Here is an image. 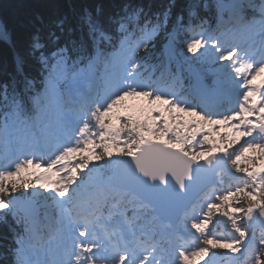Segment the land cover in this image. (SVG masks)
<instances>
[{
	"label": "snow or ice",
	"instance_id": "snow-or-ice-1",
	"mask_svg": "<svg viewBox=\"0 0 264 264\" xmlns=\"http://www.w3.org/2000/svg\"><path fill=\"white\" fill-rule=\"evenodd\" d=\"M176 8L0 20V264H264V0Z\"/></svg>",
	"mask_w": 264,
	"mask_h": 264
},
{
	"label": "trees",
	"instance_id": "trees-1",
	"mask_svg": "<svg viewBox=\"0 0 264 264\" xmlns=\"http://www.w3.org/2000/svg\"><path fill=\"white\" fill-rule=\"evenodd\" d=\"M228 1V0H226ZM186 2V0H177V8ZM143 5L146 10L150 9L155 13L162 11L168 0H0V20H3L14 33L18 41V48L23 45L28 35V22L33 20L36 14H43L45 18L56 13L67 15L69 26L75 27L79 21L78 17L82 14L84 8L95 9L101 6L105 15L115 14L124 4ZM210 17V23L217 21L215 11L206 13ZM228 22V18L223 17L220 25ZM161 45L157 43L153 56H158ZM27 71L34 74V68L30 63ZM14 72L13 50L7 44L0 43V82L7 80ZM128 101L137 100L129 98ZM219 136V133H214ZM10 219V218H9ZM10 235L3 225H0V244L4 243L3 237ZM2 250V249H0Z\"/></svg>",
	"mask_w": 264,
	"mask_h": 264
},
{
	"label": "bare ground",
	"instance_id": "bare-ground-1",
	"mask_svg": "<svg viewBox=\"0 0 264 264\" xmlns=\"http://www.w3.org/2000/svg\"><path fill=\"white\" fill-rule=\"evenodd\" d=\"M214 28L218 26V21H215L213 24ZM221 26V25H220Z\"/></svg>",
	"mask_w": 264,
	"mask_h": 264
},
{
	"label": "rangeland",
	"instance_id": "rangeland-1",
	"mask_svg": "<svg viewBox=\"0 0 264 264\" xmlns=\"http://www.w3.org/2000/svg\"><path fill=\"white\" fill-rule=\"evenodd\" d=\"M223 227H224V225H223V223H221V229H223Z\"/></svg>",
	"mask_w": 264,
	"mask_h": 264
}]
</instances>
